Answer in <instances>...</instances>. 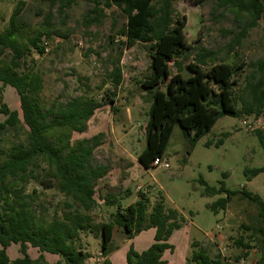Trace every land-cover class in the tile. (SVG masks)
<instances>
[{
  "label": "rangeland",
  "instance_id": "obj_1",
  "mask_svg": "<svg viewBox=\"0 0 264 264\" xmlns=\"http://www.w3.org/2000/svg\"><path fill=\"white\" fill-rule=\"evenodd\" d=\"M98 1L99 4L94 0H0V35L9 27L15 8H20L17 18L20 28L15 32L20 45L25 46L37 32L51 33L50 37H41L43 54L28 47L24 65L42 78L39 93L42 106L49 107L53 102H65L84 94L101 100L104 93H115L111 105L116 110H112L110 104H102L86 123V130L72 132L70 138L74 142L101 134L100 143L93 150V163L107 165L109 170L95 183L97 205L92 211L91 223H100L114 212V207L106 206L102 200L107 192L118 196L125 207L137 199L138 192L142 191L137 187H141L148 189L150 207L160 193L165 206L177 210L184 218L181 227L168 239L173 251L164 253L166 264H184L193 242L204 247L211 256L219 253L231 263L256 264L255 249L243 257L244 250L237 247L234 240L239 237L247 240L251 235L247 228L257 225L256 206L240 198V192L250 191L264 199V171L251 179L244 174L246 168L264 165V149L255 135L256 130L264 129V115L223 116L194 146L188 144L181 128L174 125L162 157L168 168L145 169L137 155L146 145L142 133L151 96L140 82L150 73L152 50L149 43L142 42L123 47L117 33L126 22L124 14L114 6L106 7L103 0ZM172 7L175 14L185 17L183 31L188 45L176 59L182 60L185 66L204 48L215 53L207 66L221 61L241 66L238 84L232 88L236 104L241 107L246 82L264 79V71L259 69V62L264 58V16L251 27L248 15L219 4V0H172ZM11 56L12 51L5 48L0 61L8 62ZM115 66L122 75L116 89L110 79ZM2 95L11 109L18 108L19 97L13 88L6 86ZM243 119L256 122L257 128L248 130L242 125ZM222 133L228 135L220 145H215ZM23 138V130H11L3 137L2 145L7 147ZM207 141L211 144L206 145ZM43 169L44 165L39 163L35 173L44 176ZM200 177L215 187L222 181L227 189L237 192L225 210L215 213L208 207L225 194H203ZM24 188L26 193L36 190L33 204L43 221H48L53 207L65 199L53 189H42L33 181L24 184ZM56 208L60 211L59 206ZM153 236L154 230L149 229L130 239L129 233L116 227L109 256L112 264H126L128 245L132 243L137 251H142L153 241ZM74 244L90 255L86 264H102L97 232L81 230ZM27 251L33 259L38 257L36 248L28 247ZM7 252L10 259L20 256L19 245H10ZM237 256L241 258L235 262ZM45 258L48 264H54L59 256L45 253Z\"/></svg>",
  "mask_w": 264,
  "mask_h": 264
},
{
  "label": "trees",
  "instance_id": "obj_2",
  "mask_svg": "<svg viewBox=\"0 0 264 264\" xmlns=\"http://www.w3.org/2000/svg\"><path fill=\"white\" fill-rule=\"evenodd\" d=\"M94 1L99 4L98 0ZM103 1L106 7L114 6L125 16L126 22L117 33L123 47L142 42L149 43L152 50L150 73L140 82L151 96L143 130L146 145L137 155L143 167H155L154 159L163 157L174 125L181 128L188 144L194 146L223 116L264 115L263 78L246 82V95L238 107L232 88L238 84L241 66L225 61L207 66L215 53L204 48L185 66L182 60L176 59L188 45L183 31L185 17L175 14L172 0ZM219 4L248 15L251 27L264 16L263 0H219ZM19 14L20 8H15L9 27L0 35V54L5 48L12 51L8 62L0 61V114L3 115L0 120V264H48L45 253L59 256L54 264H86L90 255L74 244L81 230H94L99 234L102 264H112L109 256L116 227L129 233L130 239L142 231L154 230L153 241L144 250L137 251L132 243L128 245L126 264H166L164 253L173 251L168 239L181 227L184 218L177 210L165 206L160 193L151 207L149 197L142 191L134 202L123 207L118 196L107 192L102 200L106 206L114 207V212L100 223H91L92 211L97 205L95 183L109 170L107 165L93 163V150L99 145L101 134L74 142L70 138L72 132L86 130V123L102 104H113L115 93H104L101 100L84 94L65 102H53L49 107L42 106L39 99L42 78L24 65L28 47L43 54L41 37H50L51 33L37 32L25 46L20 45L15 33L20 28ZM259 69L264 71V58L259 62ZM110 75L116 89L122 81L120 68L115 66ZM6 86L13 88L19 97L17 109H11L3 101ZM111 108L116 110L112 105ZM17 129L23 130V140L3 146L5 134ZM227 135L222 133L215 145H220ZM255 135L264 149V129L256 130ZM39 163L44 165V176L35 173ZM263 171L264 165L246 168L244 174L251 179ZM29 181L42 189H53L65 198L53 207L48 221L37 215L33 204L36 190L25 191L24 184ZM199 182L205 195L225 194L208 205L215 213L225 210L237 193L227 189L222 181L218 187L208 185L201 177ZM239 197L256 206L257 225L247 228L251 230L247 240L239 237L234 244L244 250L243 257L255 249L256 264H264V199L246 190H242ZM15 244L19 245L20 256L10 259L7 248ZM28 247L37 249V258L29 255ZM240 258L235 257V262ZM184 264L234 263L223 259L219 253L211 256L204 247L193 242Z\"/></svg>",
  "mask_w": 264,
  "mask_h": 264
},
{
  "label": "built area",
  "instance_id": "obj_3",
  "mask_svg": "<svg viewBox=\"0 0 264 264\" xmlns=\"http://www.w3.org/2000/svg\"><path fill=\"white\" fill-rule=\"evenodd\" d=\"M242 125L245 126L248 130H254L255 128H257L256 126V122H249L245 119L242 120ZM153 166H160L163 168H168V164L166 161L163 160V158L161 157H157L154 159V161L152 162ZM138 190H142L143 193H147L148 189H143L141 187H137Z\"/></svg>",
  "mask_w": 264,
  "mask_h": 264
},
{
  "label": "crops",
  "instance_id": "obj_4",
  "mask_svg": "<svg viewBox=\"0 0 264 264\" xmlns=\"http://www.w3.org/2000/svg\"><path fill=\"white\" fill-rule=\"evenodd\" d=\"M10 87V86H9ZM143 134V133H142ZM145 169H147V168H145ZM153 189V188H152Z\"/></svg>",
  "mask_w": 264,
  "mask_h": 264
}]
</instances>
